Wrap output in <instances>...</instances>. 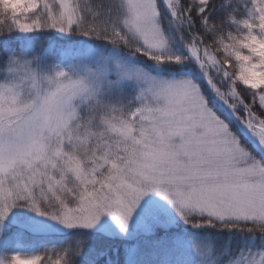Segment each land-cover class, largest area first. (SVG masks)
I'll list each match as a JSON object with an SVG mask.
<instances>
[{"label":"snow or ice","instance_id":"1","mask_svg":"<svg viewBox=\"0 0 264 264\" xmlns=\"http://www.w3.org/2000/svg\"><path fill=\"white\" fill-rule=\"evenodd\" d=\"M0 264H264V0H0Z\"/></svg>","mask_w":264,"mask_h":264},{"label":"trees","instance_id":"2","mask_svg":"<svg viewBox=\"0 0 264 264\" xmlns=\"http://www.w3.org/2000/svg\"><path fill=\"white\" fill-rule=\"evenodd\" d=\"M26 254H30V253H26Z\"/></svg>","mask_w":264,"mask_h":264}]
</instances>
